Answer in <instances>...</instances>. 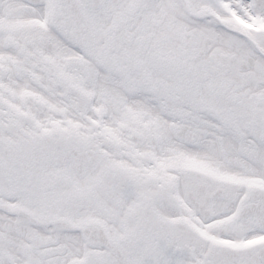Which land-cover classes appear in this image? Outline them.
Here are the masks:
<instances>
[{"label":"snow or ice","instance_id":"6c2138e0","mask_svg":"<svg viewBox=\"0 0 264 264\" xmlns=\"http://www.w3.org/2000/svg\"><path fill=\"white\" fill-rule=\"evenodd\" d=\"M0 264H264V0H0Z\"/></svg>","mask_w":264,"mask_h":264}]
</instances>
